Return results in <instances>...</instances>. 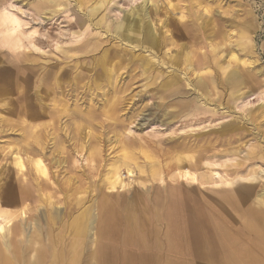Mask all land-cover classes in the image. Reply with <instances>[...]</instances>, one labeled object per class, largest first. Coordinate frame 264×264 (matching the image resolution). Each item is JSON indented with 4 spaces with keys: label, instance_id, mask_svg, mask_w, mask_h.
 Listing matches in <instances>:
<instances>
[{
    "label": "rangeland",
    "instance_id": "obj_1",
    "mask_svg": "<svg viewBox=\"0 0 264 264\" xmlns=\"http://www.w3.org/2000/svg\"><path fill=\"white\" fill-rule=\"evenodd\" d=\"M98 1L0 0V19L17 21L0 26V203H12L0 206V244H18L23 259L6 244L7 254L11 264H24L34 258L27 247L39 234L46 264L52 251L55 264H70L73 222L83 214L79 264H96L91 252L107 243L99 235L110 222L119 236L109 245L153 252L151 264H232L218 224L243 231L245 245L254 236L245 231L254 209L264 233V0L149 2L147 21L161 41L153 51L174 59L175 69L121 44L108 28L145 0H109L93 16ZM232 69L241 78L235 84L227 78ZM173 70L179 84L166 87ZM200 76L208 87H196ZM124 156L132 171L122 167L124 187L108 189L107 176ZM177 190L187 198L185 212H205L214 248L170 247L168 203ZM230 193L234 208L225 199ZM129 200L143 225L133 227ZM57 213L63 221L49 223ZM16 227L22 234L14 238ZM133 232L145 233L139 246L123 242Z\"/></svg>",
    "mask_w": 264,
    "mask_h": 264
},
{
    "label": "bare ground",
    "instance_id": "obj_2",
    "mask_svg": "<svg viewBox=\"0 0 264 264\" xmlns=\"http://www.w3.org/2000/svg\"><path fill=\"white\" fill-rule=\"evenodd\" d=\"M48 1L53 2L55 0H48ZM108 1L109 0H99L97 2V4L90 9V14L94 16V14L100 8H102L105 5V3L108 2ZM153 1L154 0H145L142 3V5H139V6H136V7H132L130 9V11H128L127 13L124 14V16H123V18L121 19L120 22L116 23L115 25L108 24V28L109 29H111V28L114 29V31H113L114 33H112V32L111 33L114 34L116 36V38H118L120 40V42H122L121 44H123V42H125V44L127 46H132L131 48H137L138 47V48L143 49V51H146V52L150 51L152 59L157 60L158 64L161 63V64L166 65V66L169 64L168 67H172L173 69H175L174 68V61H175L174 59L171 58L172 62L165 61L162 58H158L157 59L158 55H157L156 52H154L155 51L154 49H157L160 46L161 41L154 34V28L152 27V22L151 21H147V18H149V12L147 10L148 6H149L148 4H149V2H153ZM78 6H79V2H78ZM91 15H89L88 18H90ZM106 19H108V18H106ZM97 20H98V18H97ZM10 21L17 22L16 20H13V19L12 20L11 19L10 20L6 19L4 21H2V19H0V26H4L6 23L9 25ZM91 24H89V25H91ZM173 31H174V29H173ZM176 33H177V30H176ZM38 40H39V37H38ZM40 40H41V38H40ZM168 42L170 43V41H168ZM24 45H25V43H24ZM34 45H36V44H34ZM16 46H18V45H16ZM30 46H32V45H30ZM18 48H20V46H18ZM230 58L236 59L237 58L236 54L235 53H231L230 54ZM241 61L246 63V61H244V60H241ZM25 62H23V63H25ZM14 64H16V63H14ZM16 66H18V65H16ZM111 73H114V71L111 72ZM170 74L171 75L168 76V79L164 83V86H166V87L168 86V87L174 88L175 86H177L179 84V78H180L179 77V73L177 71L173 70V72H171ZM182 74L184 76V79L189 81L188 77H185V75H184L186 73L184 72ZM238 74L239 73H238V71L236 69H232L229 72L227 78L229 80H231L232 81L231 83H233V84L238 83L239 81H241V78L239 77L240 75H238ZM188 85H190V84H188ZM195 85L198 88L208 87V85L205 84V81L203 80V78L201 76L196 81ZM240 90H241V88H240ZM238 97H240V95H238ZM179 159H177V160H179ZM35 166L37 168V171L40 174L46 175V170L42 166V163H41L40 160H38L35 163ZM122 167H125L126 171L131 173V171H132L131 170V160H130V158L128 156H124L123 160H121L118 164L114 165L111 168L110 175L107 176L108 180L106 179L108 181V184H109V186L107 187L108 189L110 188V189H114L115 190V188L118 187V185L124 187L125 183L119 178V173H120V170H121ZM152 173L154 174V175L152 174L154 177H155V175L157 176V174H159L157 169H153ZM180 174H181V172H180ZM201 176H202V174H201ZM192 177H193V179L195 181L196 180L195 174H193ZM199 177H200V175H199ZM252 179L254 180L255 178H252ZM5 193H6V191H5ZM250 195H253V194L251 193V194H248V195H245V196H249L250 197ZM262 197H264V193L260 195V199L258 198L259 199L258 203L264 205V200H261ZM225 199L227 200V203L232 206V208L235 207L234 206L235 205L234 201H235L236 198L234 197V195H232L231 193L230 194H226L225 195ZM106 201L104 202V205L101 208H105V210L108 211V210H110L111 206H110V204L108 205V203H106ZM186 201H187V198L182 193H180L178 190L173 192L170 195L169 203H168V206H169L168 214H169V217H170V219L168 220L169 221V228H168L169 230L168 231H169V238H170V242H169L170 247L173 248V249L185 250L187 252H190L193 249H196L197 253L203 251V249L207 245L212 246V248H214L215 243L212 240H210L209 237H208L209 235H207V231L208 230H207V220H206L205 212L203 210L197 209V207H195L194 209L188 208V210L185 212V209H187ZM21 204L23 205L24 203H22V201H21ZM11 205H12V203H7V202H1L0 203L1 207H4V206L5 207H9V206L12 207ZM125 206H126L125 209L127 211H129L128 214H130V216H131L130 221L133 222V224H134L133 227H137L140 224L143 225L141 222H139L138 219H136V216L133 214V212H134L133 211L134 203L129 200L125 204ZM236 207H237L238 210L240 209L239 205H236ZM105 210H103V212ZM20 211H21L20 213H22V209ZM250 211H251V213L253 215L255 214V216H253V218H251V219H249L247 221L248 226L246 227L245 231H247L248 233L254 234V236L251 239V241L249 243L245 244V245H244V243H245L244 241H243L244 243H242V238H243V235H244L243 231H242V233H240V232L234 233V232L228 231L226 229H223L222 226L219 225V224L217 225L221 229L220 231H218L219 232L218 233L219 241L221 243V247H222V249L229 251V255L231 256L229 261H232V264H260L261 263V261H260L262 259L261 253H264V233L258 231V227L260 225V219H259V216L257 214L258 212H256V210H254V209H251ZM9 217H12V216H9ZM83 217H84L83 214H80L79 218L74 219V222H73V226H75L74 227V233H75V235L77 237V240L75 239L70 245V249H71L70 250L71 256H70V260H69L70 264H79L80 261H81L80 250H78V247H80V245H81L80 244L81 242H79V239L87 231L86 225H85V219ZM59 220L63 221V216H60V214H58V213L56 214V216L49 215V217L47 219V221L49 223L53 224V225H55V223L58 222ZM91 226H92V224H91ZM13 229H14V231H13L12 234H13L14 238H16V237H18V236H20L22 234L20 228L18 229L16 227V229L15 228H13ZM106 230L108 232L104 233L102 231L101 234L99 235V237L102 240L106 239L107 243H103V244L101 243L102 245H100V247L96 248L95 250H93L91 252V257L90 258L92 259V261L94 263H96V264H151V263H153L155 261V259H158L156 254H154V255L152 254L153 252L152 253H148L146 251H138L137 252V251H133V250L129 251V250H126V249L118 250L119 247L117 249L111 247V245H109L108 242L115 241L118 238L119 235L114 231V225L111 222H110V224H109V226H108V228ZM127 232H129V231H127ZM248 236H251V235L249 234ZM38 237H40V235L39 234H35L33 236V238L30 239V241H29L30 247L28 246L27 248H28L29 251H34L33 252V257L34 258L32 259L31 257H28L26 261H23L24 264H46V259L48 257L47 256L48 248H47V246H45L41 242V239L40 240L37 239ZM123 238H124L123 242L126 241L127 238H129L130 241L136 243V245H138V246L140 245V243L142 244V242L146 239L145 238V233L137 234L135 232H133L131 237L129 235H124ZM134 238H136V239H134ZM42 241H43V239H42ZM6 244L8 245V247H12L11 252L14 254V256L16 257V259L18 261L23 259V256H22V253L20 251V247L18 246V244L14 243L13 241H10V240ZM6 244H5V242H3V244L2 243L0 244V264H11V259H10L9 255L7 254V252L9 250L6 249V247H7ZM126 246H127V244H126ZM49 247H53V245L49 246ZM149 251H151V250H149ZM51 255L53 256V259H52L51 263H49V264H55L56 263V259H57V254L55 253V251H52ZM215 255H216V259H218V254L215 253ZM213 256H214V253L211 256V259L213 258V260H211L212 263L214 261V257ZM162 264H163V262H162Z\"/></svg>",
    "mask_w": 264,
    "mask_h": 264
}]
</instances>
